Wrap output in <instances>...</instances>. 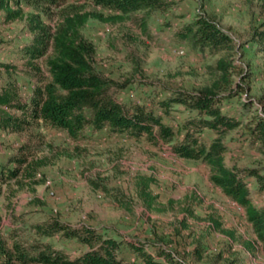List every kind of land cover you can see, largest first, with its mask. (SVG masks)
Instances as JSON below:
<instances>
[{
    "label": "rangeland",
    "instance_id": "374dc122",
    "mask_svg": "<svg viewBox=\"0 0 264 264\" xmlns=\"http://www.w3.org/2000/svg\"><path fill=\"white\" fill-rule=\"evenodd\" d=\"M162 2L165 8L150 13L144 27L140 24L143 13L116 22L88 18L80 34L93 48V70L125 84L118 92L120 102L152 107L170 91L196 93L210 88L220 77L215 67L223 58L235 68L231 70L229 85L219 94L244 90L226 101L223 112L236 116L243 124L249 122L260 100H264L263 57L252 41L253 33L264 22L262 3ZM24 13L38 15L50 32L65 16H109L107 11L75 0H62L58 7L31 5L24 7ZM3 16L0 11V91L11 86L25 101L38 83L30 76L19 50L34 35L27 31V20L4 23ZM199 16L214 21L229 35L232 53L194 50L189 41L176 35ZM50 54L48 50L35 61L44 82L49 80L45 62ZM245 101L253 103L248 110L242 107ZM176 109L179 112H174L173 118L165 119L173 128L193 116L182 107ZM19 114L0 107V118ZM81 134V138L73 140L65 131L37 121L18 133L0 131V164L5 165L14 155L27 156L16 179H0L2 237L12 233L16 241L33 244L38 240L32 226L54 218L72 226H91L117 241L144 244L146 251L154 255L159 249L165 250L179 264H264V254L243 210L212 186L203 164L175 157L164 144L153 146L143 139L134 141L90 128ZM214 138V133L205 131L201 141L209 144ZM222 142L227 147L224 161L228 167L264 170V156L250 147L244 128L227 133ZM254 189L252 180L253 202L262 208L264 195L254 194ZM143 191L155 198L149 206L141 197ZM212 221L219 222L220 230L214 228ZM39 241L63 249L71 258L83 250L59 237ZM196 249L201 253L199 260L194 254ZM121 252L133 260L124 245Z\"/></svg>",
    "mask_w": 264,
    "mask_h": 264
},
{
    "label": "trees",
    "instance_id": "16d2710c",
    "mask_svg": "<svg viewBox=\"0 0 264 264\" xmlns=\"http://www.w3.org/2000/svg\"><path fill=\"white\" fill-rule=\"evenodd\" d=\"M75 1L89 3L95 8L107 11L109 16L107 18L100 14L65 16L54 32H50L38 15L25 14L24 7L45 4L58 7L62 5V0H0L4 23L25 19L27 31L34 35L31 42L20 48L19 53L21 59L26 61L30 76L38 83L25 101L11 86L0 91V107L20 113L19 116L1 117L0 131L18 133L25 130L33 121H37L65 131L73 140L81 138V133L90 128L93 132L106 130L109 135L125 136L134 141L143 139L153 146L168 145L175 157L199 162L208 169V181L212 186L243 210L246 221L264 254V206L262 208L255 206L250 190L253 180L254 194L264 195V170L255 168L237 170L228 167L224 161L227 147L222 142L223 136L242 127L246 130L250 147L256 148L257 152L264 156V100H260V106L255 108V114L244 124L236 116L223 112L226 101L244 90L233 89L226 96L219 94L221 89L229 85L231 70L235 68L226 59L220 58L215 67L220 77L210 88L196 93L170 91L152 107L120 102L118 92L124 89L125 84H118L93 70L91 58L94 51L91 44L81 36L80 29L90 17L105 22H116L126 20L135 13L144 14L140 20L144 27L150 13L165 8L164 2ZM259 1L264 7V0ZM176 35L183 41H189L194 50L201 52L207 50L212 54L220 52L229 54L234 51L229 35L214 21L204 16H199L185 25ZM252 41L262 54L264 64V22L261 28L253 33ZM48 50H51V54L45 62V70L49 80L44 82V75L35 61L44 57ZM252 106L251 101L242 103L245 110ZM176 107H182L183 111L193 113V116L184 118L173 128L165 119L173 118V113L179 112ZM205 131L215 134V138L209 144L201 141ZM26 163L27 156L9 157L5 165L0 164L1 181L16 179L21 166ZM10 164L15 166L10 168ZM30 176L28 174V177ZM92 185L96 189L99 188L96 184ZM141 197L148 206L155 199L146 191L141 193ZM212 223L216 230H220L219 222ZM32 231L38 241L29 245L16 241L12 233L6 238L0 234V264H179L170 252L159 249L154 255L146 251L147 246L144 244L117 241L104 236L91 226H72L53 218L33 225ZM51 237H59L65 242L72 241L83 250L71 258L63 249H55L50 244L39 241ZM123 245L133 256L132 261L122 256ZM194 254L199 260L200 250L196 249ZM228 264L236 263L233 261Z\"/></svg>",
    "mask_w": 264,
    "mask_h": 264
}]
</instances>
